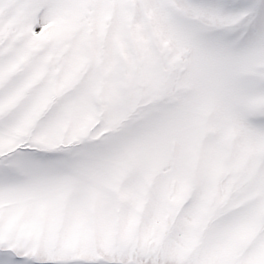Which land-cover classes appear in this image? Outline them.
I'll list each match as a JSON object with an SVG mask.
<instances>
[{"label": "snow or ice", "instance_id": "snow-or-ice-1", "mask_svg": "<svg viewBox=\"0 0 264 264\" xmlns=\"http://www.w3.org/2000/svg\"><path fill=\"white\" fill-rule=\"evenodd\" d=\"M0 264H264V0H0Z\"/></svg>", "mask_w": 264, "mask_h": 264}]
</instances>
